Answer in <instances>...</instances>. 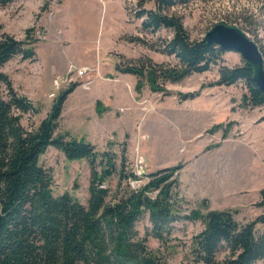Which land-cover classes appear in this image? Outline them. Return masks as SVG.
Masks as SVG:
<instances>
[{
    "label": "rangeland",
    "instance_id": "374dc122",
    "mask_svg": "<svg viewBox=\"0 0 264 264\" xmlns=\"http://www.w3.org/2000/svg\"><path fill=\"white\" fill-rule=\"evenodd\" d=\"M138 8L156 10L154 0H14L0 7V34L32 39L31 58L16 56L1 68L16 93L37 111L23 115L22 126L37 125L71 87L57 132L108 152L117 169L123 159L124 172L136 178L126 181L130 189L144 184L152 172L177 167L171 180L178 215L217 210L229 212L238 224L252 221L264 210L258 206L264 190V105L243 101L247 90L242 81L216 84L219 66L235 68L243 60L226 51L208 71L176 84L157 81L162 91L152 92L143 77L120 70L148 62L173 66L176 61L161 54L171 33L143 31L135 17ZM163 13L180 20L190 41L223 24L238 28L264 52V0H192ZM82 68L86 73L77 75ZM58 76L67 83L54 89L52 80ZM186 94L195 95L183 99ZM38 165L51 177L52 196L66 193L85 204V161H67L48 147ZM107 185L110 195L123 188L116 175ZM148 226L146 218L138 222L140 237ZM171 226L160 241L148 237L145 247L165 264H189L191 238L203 225L180 220ZM255 229L264 233V223Z\"/></svg>",
    "mask_w": 264,
    "mask_h": 264
},
{
    "label": "trees",
    "instance_id": "16d2710c",
    "mask_svg": "<svg viewBox=\"0 0 264 264\" xmlns=\"http://www.w3.org/2000/svg\"><path fill=\"white\" fill-rule=\"evenodd\" d=\"M13 1L0 0V7ZM191 1L154 0L156 10L138 8L135 12L143 31L171 33L160 47L161 54L174 58L175 65L148 62L124 68L121 73L143 77L150 91L160 92L157 81L180 83L217 64L226 51L205 43L202 38L190 41L180 20L163 13ZM30 40L0 34V264H165L144 243L148 237L160 241L170 233L171 225L180 220H199L203 225L191 238L189 264H264V233L255 229L257 224L264 223V210L244 224L234 221L227 211L208 210L202 215L191 210L180 216L172 200L175 181L171 178L177 167L152 172L144 184L130 189L126 181L136 178L124 172L123 159L117 169L114 156L108 152L99 153L88 142L57 132L62 104L71 87L61 92L37 125L24 128L22 116L37 111L16 93L1 68L13 57L31 58ZM258 51L263 57V50ZM217 72V85L242 81L247 90L243 101L251 107L264 105V97L251 80V68L243 61L235 68L219 66ZM48 147L67 161L86 162L88 184L84 205L66 193L52 196L51 177L38 165L39 156ZM114 175L123 188L110 195L107 183ZM259 196L258 206L264 209V190ZM144 218L149 226L140 237L136 225ZM221 253L224 257L218 260Z\"/></svg>",
    "mask_w": 264,
    "mask_h": 264
},
{
    "label": "water",
    "instance_id": "95a60500",
    "mask_svg": "<svg viewBox=\"0 0 264 264\" xmlns=\"http://www.w3.org/2000/svg\"><path fill=\"white\" fill-rule=\"evenodd\" d=\"M203 41L223 51L237 53L252 71L251 80L264 97V68L262 57L255 45L238 28L223 24L213 25L203 36Z\"/></svg>",
    "mask_w": 264,
    "mask_h": 264
},
{
    "label": "built area",
    "instance_id": "2783aa9c",
    "mask_svg": "<svg viewBox=\"0 0 264 264\" xmlns=\"http://www.w3.org/2000/svg\"><path fill=\"white\" fill-rule=\"evenodd\" d=\"M86 70H87L86 68L85 69H83V68L79 69L76 71V74L77 75H83L86 73ZM66 83H67L66 77L64 78L62 76H60V77L58 76L52 80V86L54 89H59L62 85L66 84ZM135 185H136V183H135Z\"/></svg>",
    "mask_w": 264,
    "mask_h": 264
},
{
    "label": "crops",
    "instance_id": "0c3cea01",
    "mask_svg": "<svg viewBox=\"0 0 264 264\" xmlns=\"http://www.w3.org/2000/svg\"><path fill=\"white\" fill-rule=\"evenodd\" d=\"M61 111H62V109H61ZM60 115H61V113H60Z\"/></svg>",
    "mask_w": 264,
    "mask_h": 264
}]
</instances>
